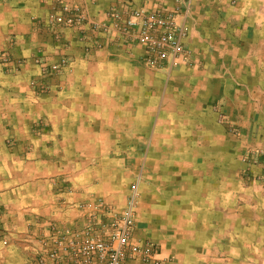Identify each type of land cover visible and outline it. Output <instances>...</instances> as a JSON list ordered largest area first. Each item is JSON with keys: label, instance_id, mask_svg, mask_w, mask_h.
Segmentation results:
<instances>
[{"label": "crops", "instance_id": "0c3cea01", "mask_svg": "<svg viewBox=\"0 0 264 264\" xmlns=\"http://www.w3.org/2000/svg\"><path fill=\"white\" fill-rule=\"evenodd\" d=\"M53 1L0 0V228L16 229L23 239L3 247L5 264L33 261L36 234L53 224L80 238L88 222L85 213L96 212L97 201L105 208L123 209L128 187L122 173L124 143L111 138V152L106 153L99 140L91 143L87 136L112 128L163 129L171 137L158 147L177 151L155 157L151 146L147 150L150 173L144 183L140 180L133 241L150 238L151 229L158 227L196 230L208 222L210 230L223 231L217 238L226 237L227 246H234L233 234L224 233L225 228L234 229L224 225L229 221L224 205L229 209L234 204L240 155H262L251 171L264 177V0H59L78 17L69 26L50 23L59 13H54ZM124 6L173 14L176 27L185 29L189 61L178 60L170 69L152 68L143 62L142 45L93 28L107 25L112 7ZM39 57L50 66L64 61L61 71L41 74ZM32 81L47 87L46 97L56 111L58 123L50 129L56 141L51 143L26 135L34 133L32 129L7 125L12 109L24 116L28 102L43 113V98L35 88H27ZM113 118L125 123L113 126ZM224 120L238 129V138L225 132ZM187 129H195L200 137L189 164L194 176L186 175L187 170L180 173L178 163L185 149L179 152L174 134L184 135ZM11 134L25 137L5 144ZM204 134L210 135V167H204ZM133 144L130 148L137 152L138 142ZM245 192L244 199L251 194L255 199L254 205L248 201V216H257L253 221L263 231L264 183ZM163 237L160 257H173L168 237ZM235 257L228 261L264 264V254ZM212 261L218 263L219 256L214 254Z\"/></svg>", "mask_w": 264, "mask_h": 264}, {"label": "rangeland", "instance_id": "374dc122", "mask_svg": "<svg viewBox=\"0 0 264 264\" xmlns=\"http://www.w3.org/2000/svg\"><path fill=\"white\" fill-rule=\"evenodd\" d=\"M55 3V0L53 1V5ZM56 11H54L55 13ZM58 12V11H57ZM51 23V19H50ZM26 59V58H25ZM24 59V60H25ZM20 60V61H19ZM16 60V63H14V66L21 62V59ZM44 86V85H43ZM31 85H28L27 88L31 90ZM34 90L37 91L35 88ZM33 91V90H32ZM48 89H44L43 92L39 93L37 92V95H40V97L44 100V106H43V113L38 114L34 111V103L31 102V106H29L30 102H28V106H26V112L24 116L18 115V112L12 109V115L10 117V129H20V131L24 130H34V133L26 134L29 137H37L41 140V142H49L56 141L53 139L55 136L52 134L50 129H54L52 127L56 126L58 123V120L54 114L56 111L51 110L50 101H48V97H46L48 94H46ZM14 103H12L13 107ZM23 113V111H21ZM223 116L221 115L219 120L223 122ZM113 123H111L113 126L117 125L119 126L120 123H122V118H113L111 119ZM128 120V119H127ZM109 121V119H108ZM124 121L125 118H124ZM72 124H74V120L71 119ZM123 122L122 124H124ZM224 123L227 124L228 129H225V132L230 133L232 136L238 138L239 132L238 129H231V125L229 122L224 120ZM110 124V122L108 123ZM8 127V126H7ZM76 129H82V127H76ZM87 129V128H86ZM92 130V129H89ZM88 130V131H89ZM87 136H91L92 139H90V142L98 141L100 143V150L106 151V153L111 152L108 151L110 149V142L111 138H114L117 143H124V147L126 148L123 150V160L124 164H122V173L124 174V177L127 176L128 179L127 182V189L125 191L126 196L133 184L137 185L138 189V198H137V205L135 210V224H136V214L138 211V208L140 206V199H141V193L140 190V180L141 182H145V178L147 177L148 172V162L146 160V153L148 148L151 146L150 153L152 155H155V157L160 154H170L177 152L174 149H169L168 151H163L162 146L158 147V144H161L162 142H167L170 139L168 137H171L167 131H164L163 129H101L100 132L96 133L95 131H91ZM175 141H180V149L184 148V154L180 155L178 159L179 166L181 168L180 173H184L186 171V175L188 173L189 176H194V172H191L189 164L191 161L194 160V145L196 142H199V135L196 133L195 129H187L184 131V135L177 133L174 134ZM22 137L24 140L25 134H11V138H8L5 141V144H16V142L19 140V138ZM29 140V139H27ZM204 145H206V153L208 155V163L207 166H205L206 162H204V167H210V153H211V145H210V135L204 134ZM58 141V140H57ZM133 142V147H136V143L138 142V151H132L130 148V144ZM155 144V145H154ZM158 147V148H157ZM182 147V148H181ZM44 148L49 149V146L46 145ZM136 150V149H135ZM154 150V151H153ZM137 153V160H134V155ZM252 155V157H251ZM240 162L242 164V167H240V172H238L239 182L236 183L234 180V204L232 208L227 209L226 204L224 205L225 209L224 211H229V218L227 219L224 217V225L231 227L234 225V229L232 230L229 228L224 229L225 235H231L233 234L234 238V246H227V239L226 237H218L222 234L223 231H220L219 233L217 230H210L208 227L210 223L206 222V224L203 225L202 229L199 227L196 228V230H169V229H162L158 227V229H151L150 231V238H145L139 240L137 243H142L146 240L151 241L155 245L158 246L159 253L162 251V243H163V236H167V242L169 244V247H167L169 250H172L175 254L168 257H164V259L167 260L168 264H232L234 262H229L228 258H232L233 255H235V259H241L243 254L249 252L250 255L255 256L259 254H264V230L261 231L259 229L258 221H253V218L255 220H258L257 216H253V214L248 216L247 210H248V201H250L251 205H254V197L251 194V197L248 199L243 198V194H245V191L255 190V187H258V183H264V177L259 176L257 174H254L253 171H251L253 165H256L260 162V159L263 158L262 155L256 152H249V153H242L240 155ZM156 163V162H155ZM261 163V162H260ZM154 169H158L157 167H154ZM138 173V174H137ZM241 173V176H240ZM142 174V178H140ZM209 175V174H208ZM181 177V176H179ZM205 178V177H204ZM209 178V176H208ZM235 178L237 180V173L235 175ZM226 202L228 199L225 200ZM224 201V202H225ZM126 202V198H125ZM250 205V206H251ZM125 206V205H124ZM223 211V210H222ZM193 216V215H192ZM191 216V217H192ZM182 217L190 218V216H186L182 214ZM194 217H197V214L194 215ZM205 217V216H204ZM199 218V216H198ZM191 219V218H190ZM189 219V220H190ZM212 221V217H210ZM250 219V220H249ZM221 225L222 222H216ZM226 223V224H225ZM136 226V225H135ZM250 229H249V228ZM232 230V231H227ZM183 235V236H182ZM13 238V239H12ZM12 240H15L18 242L19 240H23L21 237V232L16 229H8V228H0V264H5L3 261V258L1 254L4 252L3 247L7 246L8 243ZM243 241H249V247L248 245H244ZM168 246V245H167ZM5 253V252H4ZM192 254H195V256H191ZM214 254H217L219 256V262L216 263L212 261V257ZM197 257V258H196ZM249 257V256H248ZM176 259V260H175ZM253 264V263H251Z\"/></svg>", "mask_w": 264, "mask_h": 264}, {"label": "built area", "instance_id": "2783aa9c", "mask_svg": "<svg viewBox=\"0 0 264 264\" xmlns=\"http://www.w3.org/2000/svg\"><path fill=\"white\" fill-rule=\"evenodd\" d=\"M54 11L58 14L50 17L52 25L69 26L76 23V15L71 8L55 0ZM174 15L161 11H148L142 7L124 6L111 8L107 25L96 24L94 29L110 37L112 32L119 33L127 43L142 45L146 51L143 62L152 68H172L178 60L189 61V55L183 45L185 29L176 27ZM41 74L60 72L63 62L46 64L42 57L36 59ZM38 92L47 87L31 82ZM138 189L133 184L126 196L121 211L105 208L97 201L96 212H87V225L78 238L65 227L55 224L40 230L36 236L35 259L24 264H125L139 261L142 264H168L160 257L158 246L149 240L142 243L133 241L135 228V210ZM99 217H104L101 220Z\"/></svg>", "mask_w": 264, "mask_h": 264}]
</instances>
